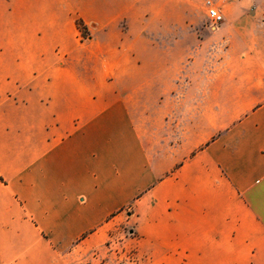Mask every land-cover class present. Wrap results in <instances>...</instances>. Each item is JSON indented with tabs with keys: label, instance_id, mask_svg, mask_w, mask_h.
Returning <instances> with one entry per match:
<instances>
[{
	"label": "crops",
	"instance_id": "0c3cea01",
	"mask_svg": "<svg viewBox=\"0 0 264 264\" xmlns=\"http://www.w3.org/2000/svg\"><path fill=\"white\" fill-rule=\"evenodd\" d=\"M212 1L186 149L167 1L0 0V264H264V0Z\"/></svg>",
	"mask_w": 264,
	"mask_h": 264
},
{
	"label": "rangeland",
	"instance_id": "374dc122",
	"mask_svg": "<svg viewBox=\"0 0 264 264\" xmlns=\"http://www.w3.org/2000/svg\"><path fill=\"white\" fill-rule=\"evenodd\" d=\"M165 1L169 3L170 22H174L176 19L182 17L186 21V30L183 32L179 31L178 33L176 28H171L170 26L168 33L170 39L169 47L173 46L176 49H173L169 56V69L166 73H163V81L168 85L170 93L175 97L185 95L187 99L181 103V113L178 115L175 113L177 111L176 102L169 104L170 114L166 117L169 123L167 137L171 146H177V144L182 145L184 143L186 149L188 147L191 149H201L209 143V140L204 136L205 132L202 127L195 134L188 133L189 125L193 123V121H188V116L197 105L190 101L193 96V89H187V83H192L194 79L202 80L208 75L209 56L207 51L210 46L209 37L216 27H210V20L208 19L209 8L205 5L207 0H154L157 4L164 3ZM155 32L158 31L155 30L154 24L153 41L157 42V36H155L157 33ZM178 35L182 43L176 46L177 44L174 41L177 40ZM188 65H190V70L186 71L187 67H189ZM185 66L186 68H184ZM207 106V104H202L201 112L206 110ZM203 122L204 120L202 119V126ZM175 168L170 167L169 171L165 172L160 180L169 176V172H173ZM153 185L147 186L150 188ZM142 194H137L135 199L117 211L116 215L125 218L127 214L134 212V207L136 206L135 200L139 199ZM110 236L113 237V235Z\"/></svg>",
	"mask_w": 264,
	"mask_h": 264
},
{
	"label": "built area",
	"instance_id": "2783aa9c",
	"mask_svg": "<svg viewBox=\"0 0 264 264\" xmlns=\"http://www.w3.org/2000/svg\"><path fill=\"white\" fill-rule=\"evenodd\" d=\"M205 5L209 8L208 10V19L210 20V27L214 28L219 25L223 20V15L220 11L214 6L213 2L207 0Z\"/></svg>",
	"mask_w": 264,
	"mask_h": 264
},
{
	"label": "trees",
	"instance_id": "16d2710c",
	"mask_svg": "<svg viewBox=\"0 0 264 264\" xmlns=\"http://www.w3.org/2000/svg\"><path fill=\"white\" fill-rule=\"evenodd\" d=\"M76 27L80 31L82 37L87 36L86 28L80 20L76 21Z\"/></svg>",
	"mask_w": 264,
	"mask_h": 264
}]
</instances>
